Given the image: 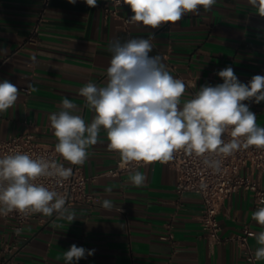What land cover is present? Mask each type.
Wrapping results in <instances>:
<instances>
[{
  "label": "crops",
  "instance_id": "obj_1",
  "mask_svg": "<svg viewBox=\"0 0 264 264\" xmlns=\"http://www.w3.org/2000/svg\"><path fill=\"white\" fill-rule=\"evenodd\" d=\"M105 1L89 7L84 0H0V82L7 79L19 90L16 104L0 113L1 138L30 129L55 148L49 115L62 110L65 98L77 106L73 114L90 124L95 112L79 90L89 82L106 85L114 40L125 43L154 34L149 55H159L169 73L184 81L182 102L202 86L222 84L217 73L226 67L233 68L241 83L264 67V17L248 0H217L211 11L188 13L176 24L156 29L133 23L126 27L124 19L133 14L130 7L122 6L119 17L106 16ZM36 25L39 31L31 43ZM246 104L257 125L264 127V101ZM108 145L101 128L97 143L87 149V160L78 165L96 200L69 207L76 215L73 221L57 213L40 214L18 237L11 224L0 221V264H65L64 253L72 244L94 250L74 264H253L234 241L211 248L200 222L202 198L187 192L177 202L178 175L168 164L139 168L146 177L139 187L131 182L130 172L103 175L121 160ZM106 199L111 210L102 206ZM256 209L252 192H234L218 215L222 237L237 234L245 225L255 233L264 231L252 219ZM170 233L173 238H168ZM250 243L259 247L254 237Z\"/></svg>",
  "mask_w": 264,
  "mask_h": 264
},
{
  "label": "clouds",
  "instance_id": "obj_2",
  "mask_svg": "<svg viewBox=\"0 0 264 264\" xmlns=\"http://www.w3.org/2000/svg\"><path fill=\"white\" fill-rule=\"evenodd\" d=\"M68 2L75 4L77 0ZM84 2L96 7L98 0ZM248 2L264 17V0ZM122 3L133 13L130 23L156 29L174 25L188 13L211 11L217 0H115V6ZM154 38L152 34L148 39L111 43L113 55L106 69V85L98 87L89 82L79 90L95 112L92 122L86 124L80 115L73 114L77 106L68 98L63 99L61 111L49 115L58 141L55 152L72 165H83L88 158V147L97 143L103 128L108 147L125 164L167 163L182 150L189 156L204 157V164L219 173L222 161L209 157H228L253 146L264 149V127L257 125L256 114L243 103L264 101V76L254 75L244 84L232 67H226L217 73L222 84L202 86L191 99L182 102L186 91L184 81L169 73L159 55H149ZM18 96L16 85L7 79L0 82V113L12 108ZM225 134L231 139L226 140ZM71 175V168L42 157L32 158L20 152L4 155L0 158V215L7 216L13 211L23 215L57 213L73 221L76 215L65 206V197L36 183L40 177L67 180ZM129 175L135 186L144 185L146 177L142 172L130 171ZM102 206L106 210L113 207L107 199ZM252 219L264 226V207H258ZM250 235L259 245L255 259H264V231ZM93 252L72 244L64 253L65 264H74Z\"/></svg>",
  "mask_w": 264,
  "mask_h": 264
},
{
  "label": "built area",
  "instance_id": "obj_3",
  "mask_svg": "<svg viewBox=\"0 0 264 264\" xmlns=\"http://www.w3.org/2000/svg\"><path fill=\"white\" fill-rule=\"evenodd\" d=\"M122 6H124L123 3L120 6H115V0H106L103 3L105 15L112 17L120 16ZM124 22L126 27L129 26V18H125ZM38 31L39 27L36 25L29 38L31 43L36 41L35 36ZM254 75L264 76V67L257 73L247 76L244 84H247ZM24 89L26 92L31 91L30 88ZM246 102L243 103L246 104ZM225 139L230 140L231 137L225 134ZM15 152L27 153L32 158L42 157L72 169V175L67 180H61L58 177H40L36 181V183L43 184L65 197L67 208L76 204H91L96 200V196L88 191L89 178L83 174L81 168L78 165L64 162L55 152V148L40 141L34 131L26 129L8 138L0 137V158ZM209 158L222 161L219 173L204 164V157L189 156L182 150L175 153L171 161L164 163L177 172L178 179L175 186L177 202L180 203V199L187 192L198 194L203 202L200 222L211 248L225 241H234L244 257L249 262L256 264L259 261L255 259L256 249L250 243V238L253 237L250 233L255 232L245 225L237 234L224 238L220 233L221 225L218 215L221 213L224 202L238 190L252 192L255 207H264V203H261L264 201V149H257L253 146L248 149H240L228 157L212 156ZM142 166L144 165L137 166L135 162L125 164L119 160L103 175L119 177L125 172L138 171ZM40 214L23 215L13 211L7 216L0 215V221L11 224L13 233L18 237L25 224L38 218ZM168 238H173V234L170 233Z\"/></svg>",
  "mask_w": 264,
  "mask_h": 264
}]
</instances>
